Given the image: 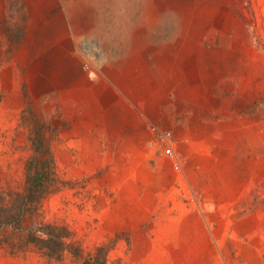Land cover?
I'll return each mask as SVG.
<instances>
[{
    "label": "rangeland",
    "instance_id": "374dc122",
    "mask_svg": "<svg viewBox=\"0 0 264 264\" xmlns=\"http://www.w3.org/2000/svg\"><path fill=\"white\" fill-rule=\"evenodd\" d=\"M134 73L207 106L197 137L231 150L224 190L187 181L172 129L136 149L101 127ZM42 165L56 183L0 225V264H82L100 246L104 264H264V0H0V205ZM39 221L73 251L29 239Z\"/></svg>",
    "mask_w": 264,
    "mask_h": 264
},
{
    "label": "crops",
    "instance_id": "0c3cea01",
    "mask_svg": "<svg viewBox=\"0 0 264 264\" xmlns=\"http://www.w3.org/2000/svg\"><path fill=\"white\" fill-rule=\"evenodd\" d=\"M123 84L131 88L128 90L130 94L119 97L118 113L99 120L106 122L101 127L110 128L115 141L129 137L136 149L141 141L151 136L150 125L157 124L172 129L178 140L187 141L178 146L187 181H194L195 178L190 174L195 173L200 175L201 179H213V182L218 184V190H224V183L229 182V179L225 181L215 167L217 162L223 159L225 152L231 150L222 149L220 144L210 148L201 137H197L199 127L205 125L209 119L207 106H204V109L201 107L203 113H194L193 101H176L174 95L171 98L167 88L158 83L153 84L146 73H134ZM215 147L220 148L216 150ZM214 151H218L220 155L216 156Z\"/></svg>",
    "mask_w": 264,
    "mask_h": 264
},
{
    "label": "trees",
    "instance_id": "16d2710c",
    "mask_svg": "<svg viewBox=\"0 0 264 264\" xmlns=\"http://www.w3.org/2000/svg\"><path fill=\"white\" fill-rule=\"evenodd\" d=\"M34 169L30 174L27 168L22 191L14 194L11 204L0 205V225L19 224L25 215L37 212L42 199L52 191L56 178L51 166H36ZM32 233L29 239H35L48 255L59 254L65 249L73 251L75 242L71 238V231L64 225L39 221ZM103 249L102 246L97 247L94 254L84 258L82 264H104L101 259Z\"/></svg>",
    "mask_w": 264,
    "mask_h": 264
},
{
    "label": "built area",
    "instance_id": "2783aa9c",
    "mask_svg": "<svg viewBox=\"0 0 264 264\" xmlns=\"http://www.w3.org/2000/svg\"><path fill=\"white\" fill-rule=\"evenodd\" d=\"M169 136H170V133L168 131H162L161 133L158 134L159 140L161 144L163 145L165 154L172 157L174 155V151L170 144Z\"/></svg>",
    "mask_w": 264,
    "mask_h": 264
}]
</instances>
